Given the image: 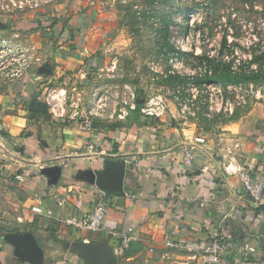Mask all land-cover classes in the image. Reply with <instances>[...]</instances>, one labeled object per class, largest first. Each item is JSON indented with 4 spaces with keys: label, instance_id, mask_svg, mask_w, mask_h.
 <instances>
[{
    "label": "crops",
    "instance_id": "1",
    "mask_svg": "<svg viewBox=\"0 0 264 264\" xmlns=\"http://www.w3.org/2000/svg\"><path fill=\"white\" fill-rule=\"evenodd\" d=\"M102 15L72 24V49L57 41L49 63H34L22 79H0V144L9 161L0 164V264H87L78 244L105 246L116 264H206L193 256L216 235L224 240L219 264H264V193L254 205L239 176L224 171L235 158L264 187L263 103L203 134L175 107L156 122L82 129L45 102L51 81L83 74L111 26ZM44 65L48 71L40 70ZM186 152L193 153L190 166ZM107 160L125 163L122 193L99 189L91 176L104 171ZM99 191L108 204L103 227L66 225L70 216L91 211ZM36 206L41 213L32 210ZM129 225L137 239L116 253L112 231ZM165 234L178 245H166ZM8 235L31 236L35 253L14 246ZM246 244L256 252L246 251Z\"/></svg>",
    "mask_w": 264,
    "mask_h": 264
},
{
    "label": "rangeland",
    "instance_id": "2",
    "mask_svg": "<svg viewBox=\"0 0 264 264\" xmlns=\"http://www.w3.org/2000/svg\"><path fill=\"white\" fill-rule=\"evenodd\" d=\"M97 14L111 23L90 56L97 60L82 58L88 62L82 75L70 81L58 76L44 94L57 114L88 119L91 128L156 122L140 108L162 95L166 114L175 107L204 134L264 104V0H0V24H41L25 31L0 26V42L30 47L40 57L34 63L47 64L57 41L68 50L74 46L72 24L84 17L98 21ZM221 64L263 75L226 86L206 80L205 73L217 75ZM2 155L1 148L0 164L8 163Z\"/></svg>",
    "mask_w": 264,
    "mask_h": 264
},
{
    "label": "built area",
    "instance_id": "3",
    "mask_svg": "<svg viewBox=\"0 0 264 264\" xmlns=\"http://www.w3.org/2000/svg\"><path fill=\"white\" fill-rule=\"evenodd\" d=\"M40 57L35 56L30 47H23L20 44H11L8 42H0V79L5 82H12L25 77L26 73L34 62L39 61ZM56 95H52L51 98H57ZM168 104L166 99L162 95H155L151 97L140 111L145 115L154 118H162L167 112ZM183 111V109H182ZM80 128L90 129V121L88 119L80 122ZM197 142H203L202 139H197ZM88 148H93V143L87 144ZM193 159L192 152H186L184 156V163L186 166H190ZM224 171L230 174H237L240 182L248 194L252 203L256 206L262 203L264 187L260 181H257L250 176L249 172L240 166L235 158L224 166ZM107 201L104 196V192L99 191L96 196L95 203L91 211L81 215H72L65 220V224L73 226L77 229L86 230H99L103 227V220L107 211ZM32 210L36 213H41L40 207H32ZM49 211H47L48 213ZM112 235L117 238L116 253H122L128 250L133 241L137 239L135 235V229L132 225L127 226L124 230H114ZM165 244L168 246H177L169 235H164ZM224 248V240L221 236L216 235L210 244L198 255H194L193 258L206 264H219L220 257ZM1 249V240H0ZM244 249L248 252L255 253L256 248L246 244Z\"/></svg>",
    "mask_w": 264,
    "mask_h": 264
},
{
    "label": "water",
    "instance_id": "4",
    "mask_svg": "<svg viewBox=\"0 0 264 264\" xmlns=\"http://www.w3.org/2000/svg\"><path fill=\"white\" fill-rule=\"evenodd\" d=\"M40 70L48 71L49 69L44 65L40 67ZM35 104L46 107V104L43 102ZM105 164L104 171L91 173V176L95 178L96 185L104 191L114 190L122 193L124 191L125 163L107 160ZM5 238L14 244V246L22 247L24 251L31 249L30 251L35 253L37 249L34 238L29 235H8ZM76 251L84 258L87 264H116V260L109 256L110 251L105 246L78 244L76 245Z\"/></svg>",
    "mask_w": 264,
    "mask_h": 264
},
{
    "label": "trees",
    "instance_id": "5",
    "mask_svg": "<svg viewBox=\"0 0 264 264\" xmlns=\"http://www.w3.org/2000/svg\"><path fill=\"white\" fill-rule=\"evenodd\" d=\"M158 1V0H155ZM161 2H167L168 0H160ZM34 23L30 22V21H10V23L8 24L9 29H14V30H18V31H25V30H29V29H34L36 27H40L41 24L40 23H36V25H33ZM2 28H4L5 26H7V24L4 25H0ZM167 24H166V31H167ZM0 27V28H1ZM222 66L220 68H217L216 70H218L219 73H217V75H208L207 73H205V79L206 80H216V81H221L224 82V86H226L227 84H237L238 82H240V80H244L247 76L248 77H256V78H261L263 73L261 70L256 71L254 74L251 75H247V74H243L242 72H238V71H234L230 69V66L228 64H221ZM1 240V238H0Z\"/></svg>",
    "mask_w": 264,
    "mask_h": 264
},
{
    "label": "flooded vegetation",
    "instance_id": "6",
    "mask_svg": "<svg viewBox=\"0 0 264 264\" xmlns=\"http://www.w3.org/2000/svg\"><path fill=\"white\" fill-rule=\"evenodd\" d=\"M0 25H4V24H0ZM8 27V24H7V26H5L4 28H7Z\"/></svg>",
    "mask_w": 264,
    "mask_h": 264
}]
</instances>
